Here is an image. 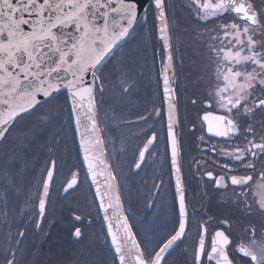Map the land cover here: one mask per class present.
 Here are the masks:
<instances>
[{
    "label": "snow or ice",
    "instance_id": "obj_1",
    "mask_svg": "<svg viewBox=\"0 0 264 264\" xmlns=\"http://www.w3.org/2000/svg\"><path fill=\"white\" fill-rule=\"evenodd\" d=\"M148 6L152 7L160 41L159 49L154 46L153 56L162 52L159 79L167 116L166 150L170 152L174 178L171 212L175 223L171 233L159 241L149 234L138 237L129 220L122 195L126 182L121 181L111 163L115 147L114 142L111 150L107 147L108 110L102 108L109 88L118 87L124 97L137 89L136 77L142 73L133 75L129 70L124 46L138 28L143 31L149 27ZM189 8L198 24L214 25L197 30V41L203 48L200 79L206 86L202 98L190 102L203 108L201 129L208 139L204 134L199 137L205 145L201 151L216 159L209 161L202 156L201 161H194L196 170L203 169L202 175L217 189L227 192L230 186L238 188L232 193L235 202L243 204L248 215L253 209L261 215L258 224L244 227L243 235L231 232L228 219L196 222L192 264H234L237 253L249 258L247 264H264V0H189ZM226 16L232 18L218 22ZM177 27L170 21L166 0H147V6L141 0H0V145L8 142L21 119L55 100L62 90L67 92L68 119L78 135L77 148L86 177L90 176L95 186L94 196L113 249V264H167L170 250L187 238L190 215H194L181 166L182 137L177 134L180 101L175 85L177 69L183 64V58H177ZM147 37L151 38L150 32ZM113 74L115 80L111 79ZM155 116H161L159 108L125 122L148 124ZM112 118L116 119L114 113ZM55 121H60L59 127ZM33 123L35 127L20 144L0 155V214L7 222L12 198L27 183L20 211L22 215L31 213L29 220L39 229L58 175V163L52 156L63 139L60 133L66 121L59 112L44 110ZM151 129L149 125L141 132L148 138L137 148L132 166L135 170H141L147 156L153 154L158 134ZM213 138H223V142L211 143ZM38 140L47 148L49 158L37 171L27 145ZM221 158L228 162L219 163ZM209 162L223 174L207 170ZM30 169L34 174L29 178ZM241 169L249 174H234ZM251 173H257L258 178ZM79 182L78 172L73 173L63 192L74 191ZM163 184L162 179L154 178L152 187L157 196ZM151 200L149 208L156 204V196ZM213 224L216 226L209 232ZM17 235L24 237L25 232ZM73 235L81 238V228L75 227ZM9 252L5 264H17V249Z\"/></svg>",
    "mask_w": 264,
    "mask_h": 264
},
{
    "label": "flooded vegetation",
    "instance_id": "obj_2",
    "mask_svg": "<svg viewBox=\"0 0 264 264\" xmlns=\"http://www.w3.org/2000/svg\"><path fill=\"white\" fill-rule=\"evenodd\" d=\"M166 3L172 22L167 0ZM182 3L190 15L189 24H193V26L190 28V32L184 34L183 39V46L186 42L189 47L182 48L181 56L179 55L180 50L177 52V58H183V64L177 69L178 82L175 85L176 96L180 101L178 104L180 124L177 134L182 137L181 166L184 169L190 212L194 211V215H190L191 226L187 229V238L182 242H177V245L170 250V254L166 256L167 264H192V250L196 243L197 233L196 222H204L211 218L218 223L228 219L232 225L231 232L243 235V229L247 224L253 222L258 224L261 219L260 213L255 209H253L252 215H248L243 204L238 205L235 202L232 193L233 191L238 192V188L233 189L230 186L227 192L217 189L211 180L202 175L203 169L200 172L196 170L194 161H201L202 156H207L209 161L216 159L211 154L201 151L205 145L201 143L199 137L204 134L205 139H208L201 129L200 117L203 115V108L199 103L193 105L190 102L191 99L202 98L206 86L205 81L200 79L203 48L197 41V30L203 27L211 28L214 25L198 24L193 18L189 2L183 1ZM151 10L152 7L149 6V27L143 31L138 28L137 34L124 46L128 51L129 64L127 66L129 70L133 75L137 71L142 73L136 77L137 89L130 97H124L119 93L118 87L115 90L109 88L104 94L102 108L108 110L107 132L110 139L106 138V144L110 150L113 148V142L115 147L111 153V163H113L114 170L121 181L126 182L122 195L125 198V207L129 209V220L133 222V228L137 230L138 237L149 234L159 241L171 233L175 223V217L171 212L174 178L170 168V152L166 150L167 116L166 106L162 104V81L159 79L162 52L157 51L155 57L153 56L154 46L159 49L160 41L156 34V21L153 16H150ZM231 18L226 16L224 21L218 22H226ZM149 32L151 33L150 39L147 37ZM117 55L119 56V53ZM111 79H116L115 74L111 76ZM61 94L63 95L58 103L48 106L45 110L59 111L60 116L66 121L64 131L60 133V136L63 138V142L73 141L72 122L68 119L67 114H65L66 116L62 114V111H65L69 106L67 93ZM154 108L161 110V116L151 118L148 124L125 122L135 121L138 115H148ZM113 113L116 119L112 118ZM103 115L102 111L101 116ZM54 124L59 127L60 121H55ZM149 125H152L151 130L157 132L158 140L153 146V154L147 156L146 165L142 166L141 170H135L132 166L137 155V148L142 147L143 142L148 138L141 135V132L148 129ZM25 133L22 132L16 136L12 134L14 137L11 135L6 144L0 145V155L20 144L29 134ZM75 141L78 145L76 134ZM222 142L223 138L211 140V143ZM27 147L32 154L30 159L33 160L38 171L49 158L47 148L39 140L29 143ZM70 155L66 158L67 161L63 168H59L61 157L58 154V144L56 145V151L52 158L57 160L58 175L55 176L46 216L39 229L36 228L35 223L30 222L31 213L24 212L22 215L20 211L26 200L27 183H25L24 190L12 198L8 206L9 216L18 217V227H20V231L25 232V235L18 237L19 244L16 243L17 240H0V264H5L6 259L10 258L9 249H17V264H113V249L109 247V238L106 237V229L98 209V202L89 178L86 177L78 148ZM218 162L223 164L228 161L221 158ZM207 170L213 171L214 174H223L211 162L207 164ZM76 172L79 174L78 186L74 191L70 190L69 193H64L63 188L66 187V181L71 180L72 174ZM134 172L137 174L133 175ZM33 174L30 169L28 177L30 178ZM234 174L247 175L249 173L241 169ZM251 174L254 179L258 178L257 173ZM155 177L164 181L158 196L152 187ZM156 183H159V180H156ZM153 196H156V204L149 208L147 205L152 202L151 197ZM2 208L3 205H0V209ZM76 216L80 219L76 220ZM33 219L35 218L33 217ZM215 226V224L210 226L209 232ZM75 227L81 228L83 234L81 238H76L73 235ZM9 228L10 226H4L1 227V230H9ZM32 230L35 232L33 240H30L28 232ZM3 236L5 237V235ZM6 238H8L7 235ZM107 251L112 256H107ZM235 256L234 264H247L249 258L238 253Z\"/></svg>",
    "mask_w": 264,
    "mask_h": 264
},
{
    "label": "rangeland",
    "instance_id": "obj_3",
    "mask_svg": "<svg viewBox=\"0 0 264 264\" xmlns=\"http://www.w3.org/2000/svg\"><path fill=\"white\" fill-rule=\"evenodd\" d=\"M167 1L170 8L171 20L174 24L178 25L176 36L178 37L179 43L177 45V48H180L178 49V51L180 50L179 55L181 56L183 54L182 50L184 48L187 49L189 47V46L187 47L186 42H185V46H183L184 34L190 32V28L193 26V24H189L190 15L185 10V7L183 6L182 3L183 1L189 2V0H167ZM61 97H62L61 94L57 95L55 100L51 101L50 103H45L42 109H39L31 116H25L23 119H21L17 123L16 128L13 130L12 134L16 136L22 132L29 133L35 127L33 120L36 119L38 115L41 114V112H43L48 106H54L55 104H57L58 100H60Z\"/></svg>",
    "mask_w": 264,
    "mask_h": 264
},
{
    "label": "trees",
    "instance_id": "obj_4",
    "mask_svg": "<svg viewBox=\"0 0 264 264\" xmlns=\"http://www.w3.org/2000/svg\"><path fill=\"white\" fill-rule=\"evenodd\" d=\"M151 13H152V10H151ZM150 16H152V14H150ZM61 95H63V94H61ZM69 110H70L69 106H67L65 111H62L63 116H66L65 114H67L69 116ZM72 139H73V141L67 140L66 142H63V139H62L61 142L58 143V154L61 157L60 161H59L60 162L59 168H63L64 163L67 161L66 158L71 156L70 154H72V152H74L75 149H77V143L75 141V133H74L73 127H72ZM6 220H7V222H5V217L0 215V240H3V239H10V240H15V241L18 240L19 236L17 235V233L20 231V227H18V217L10 215V216H8V218H6ZM4 226H10L9 230L8 229H4V230L2 229L1 230V227H4ZM9 232L12 233L11 237L8 236ZM34 232H35V230L28 232V234H29L28 237L30 240H33ZM3 235H5V237ZM6 235L8 236V238H6ZM106 255L112 256V254H110L108 251L106 252Z\"/></svg>",
    "mask_w": 264,
    "mask_h": 264
},
{
    "label": "water",
    "instance_id": "obj_5",
    "mask_svg": "<svg viewBox=\"0 0 264 264\" xmlns=\"http://www.w3.org/2000/svg\"><path fill=\"white\" fill-rule=\"evenodd\" d=\"M141 2L142 3H144L146 6H147V0H141ZM148 8H149V6H148ZM156 27H157V22H156ZM63 92H66V91H63L62 90V92L61 93H63ZM60 93V94H61ZM67 93V92H66ZM69 107H70V105H69ZM76 138H77V142H78V135H76ZM81 155V154H80ZM81 158H82V155H81ZM88 178H89V181H91V178H90V176H88ZM91 183V182H90ZM92 185V184H91ZM92 188H93V191H94V189H95V186L94 185H92ZM97 199V198H96ZM97 202H98V199H97ZM100 212H101V215H102V211L100 210ZM104 225H105V229H106V224L104 223ZM109 240H110V238H109Z\"/></svg>",
    "mask_w": 264,
    "mask_h": 264
}]
</instances>
